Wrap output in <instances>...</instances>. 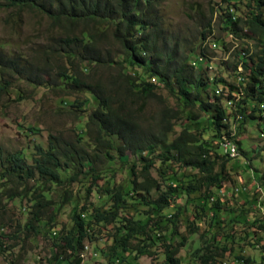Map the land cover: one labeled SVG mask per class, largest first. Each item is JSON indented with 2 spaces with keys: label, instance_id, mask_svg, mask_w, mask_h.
<instances>
[{
  "label": "rangeland",
  "instance_id": "1",
  "mask_svg": "<svg viewBox=\"0 0 264 264\" xmlns=\"http://www.w3.org/2000/svg\"><path fill=\"white\" fill-rule=\"evenodd\" d=\"M230 8L235 16L242 17L235 28L225 24ZM159 10L162 25L173 37H180L181 46L182 42L184 44L182 48H195L189 57L199 60L192 73L204 83L200 87V98L205 102L218 103L228 115L233 113L234 105L227 106V97L233 96V103L238 102L240 97L234 87L242 78L246 79L248 73L240 63L243 61L246 67H252L257 60V51L261 49L257 37L245 25L250 16V3L247 0H162ZM207 24L210 25L209 32ZM202 32L206 33L203 39ZM58 34L59 30L41 12L29 8H8L4 0H0V82L5 84V89L0 90V158L19 155L31 164L37 148L45 149L50 136H56L61 142L75 141L80 133L78 127L83 125L90 109L95 106L92 100L86 105L81 104L88 97L87 93L62 90L54 84L59 83L56 72L69 69V60L52 47ZM105 42L109 43L107 39ZM7 62L11 68L18 66L20 71L5 69ZM84 73L87 82L101 85L112 96L111 108L125 111L126 117L134 123L137 135L156 132L161 118L166 120L172 114L177 117L171 122L173 131L169 139L186 125L196 135L207 132L214 106L205 112L197 105L193 108L185 106L176 95L160 86L155 89V96L128 98L117 68L92 66ZM253 104L255 111L251 114L255 121H235L229 116V130L247 152L249 165L242 157L234 159V163L242 170L250 168L249 171L229 169L231 182L216 192L220 207L226 209L224 218L232 209L231 222L223 223L222 218L210 209L211 205L202 197L201 191H182L171 198L161 213V220L150 205L142 204L138 197L132 200L125 195L127 203L124 207L119 203L117 217L108 223L101 222L94 236L84 240L79 264H111L107 263L113 253L111 235L126 218L149 220L146 228L149 238L145 241L146 237L137 233L130 238V245L141 246L147 242L151 252L137 256L134 249H127L117 253L115 264H162L165 245L178 247L176 256L180 264H201L198 253H205V247L212 250L211 264H264V137L260 138L261 129L258 130V123H264V116H259L257 106ZM193 113H198L200 119L190 124L188 117ZM26 126H30L32 131ZM82 137L90 142L87 150L100 179L94 181L90 174L79 172L76 178L42 186L44 194L53 201L51 209L58 230L70 227V211L74 206L78 209L84 206L89 212L94 206L105 204L107 197L101 191V187L107 185L105 181H108L109 188L114 186L116 190L122 187L125 191L130 186L128 168L133 164L135 171L139 172L143 166V161L128 151L125 152V160L120 158L119 151L115 149L120 144L116 138L114 148H111L93 145L87 133ZM107 153L113 156V160L107 159ZM196 171L182 166L179 160L156 158L149 167V173L158 181L160 188L143 195L153 200L168 188L170 180L177 178L179 183L193 181L199 177ZM36 181L35 175L27 180L4 178L0 182L5 183L0 188L2 192L6 191L4 193L27 191L26 195L14 197L0 193V264H10V260L12 264H67L66 261L56 263L52 260L53 240L45 234V229L40 228L38 234L28 233L26 237L16 232L17 227L22 229L31 217L30 197ZM236 185L250 189L254 195L238 193L231 196V186ZM115 190L111 193L114 194ZM110 207L111 203L101 208ZM165 216H170L171 221ZM156 229L160 230L153 234ZM14 235L18 237L14 238ZM196 249L199 252L196 253ZM244 258L249 259L248 263Z\"/></svg>",
  "mask_w": 264,
  "mask_h": 264
},
{
  "label": "trees",
  "instance_id": "2",
  "mask_svg": "<svg viewBox=\"0 0 264 264\" xmlns=\"http://www.w3.org/2000/svg\"><path fill=\"white\" fill-rule=\"evenodd\" d=\"M161 2L162 0H4L8 8L34 9L50 19L53 27L59 30L57 40L52 47L58 50L63 58L69 60V69L56 72L59 83L54 84L62 90L85 92L88 97L81 104L86 105L90 100L95 104L87 114L86 121L78 127L80 133L77 134L75 141L61 142L56 136H50L49 144L45 149L37 148L31 164L19 155L0 158V182L4 178L27 180L37 176L36 187L31 191L30 197L31 217L22 229L17 227L16 232L18 234L21 232L26 237L29 236L28 233L38 234L40 228L45 229V234L53 240L52 260L56 263L66 261L67 264H79L84 240L94 236L101 222L108 223L117 217L119 203L122 207L127 203L125 195H129L132 200L138 197L142 204L150 205V208L156 212L155 216L161 220L163 217L161 213L169 205L171 198L177 197L182 191H201L202 197L211 205L210 209L222 218L223 223L232 221L230 219V216H233L232 209L227 211L228 215L224 218L226 209L220 207L219 194L216 192L220 191L224 184L231 182L228 170L240 168L234 163V159L242 157L248 164L247 152L242 148L240 141L235 140L234 133L229 130V118L248 122L255 119L251 114L255 111L253 103L257 106L259 116H264V0H247L250 3V16L246 19L245 25L257 37L261 49L257 51V60L252 67H246L243 61L240 63L248 73L246 79L242 78L238 86L234 87L237 96L240 97L238 102L233 103V96L227 97V106L234 105V111L229 115L218 103L205 102L200 98V87L204 83L199 76L192 73L193 69L197 68V59L191 60L192 57H189L195 48L190 46L186 50L183 49L184 44L182 42L181 46L180 37H173L167 32L162 25L159 10ZM232 10L230 8L226 13L225 24L229 23L235 28L242 17L235 16ZM206 30L210 31L209 24ZM205 34V32L201 33L202 39ZM105 39L109 41L108 44ZM100 65L117 68L128 98L136 96L138 99H146L155 96V89L160 86L165 87L170 94L176 95L177 100L185 106L193 108L197 105L196 107L204 112L214 106L215 110L209 115L207 132L200 133L199 136L190 131V126L186 125L169 139L168 136L173 131L171 122L177 117L176 114H172L166 120L161 118L156 132L137 135L134 131V123L126 117L125 111L120 112L117 108L110 107L112 96L101 85L87 82L84 78L85 70ZM10 68L7 62L5 69ZM11 69L20 71L18 66ZM4 89L5 84L0 82V90ZM199 119L200 115L193 113L188 117V122L196 123ZM263 126V122L258 123V130ZM26 128L32 131L30 126ZM85 133L91 136L95 146L114 148V139H118L120 144L115 149L119 151L120 158L125 160V152L128 151L135 158L142 160L143 166L139 172L135 171L133 164L128 168L130 186L125 191L122 187L116 190L114 186L109 188L108 181L104 182L107 185L101 187V191L107 198L101 207L111 203L112 209L94 206L87 212L84 206L81 209L74 206L70 211V227L58 230L54 222L55 214L51 209L53 201L44 194L42 186L49 182L62 183L67 178H76L79 172L84 175L90 174L94 181L100 179L87 150L90 142L82 137ZM224 137L233 140L231 142L236 147L235 155L231 156L228 151H224L221 145ZM106 157L108 160H113L111 154L107 153ZM156 158L164 161L179 160L182 166L197 170L199 177L186 183L182 181L179 183L177 178L170 180L168 188L155 199L150 200L143 194L160 188L158 181L149 173V167ZM228 162H232L230 167H227ZM249 169L241 170L249 171ZM262 177L264 178V175ZM4 184L0 183V188ZM257 186L262 191L261 186ZM231 188L229 194L234 197L238 193L239 195L252 193L250 189L238 185ZM111 190H115L114 194ZM4 192L6 191L0 190L1 194L8 193L9 197L27 194L26 190ZM170 216L164 218L171 221ZM148 226L149 220L126 218L120 222L111 235L113 253L107 263L115 264L117 253L127 249H134L137 256L150 254L151 251L148 249L150 244L147 242L141 246L130 245V238L137 233L146 237L145 241L149 238L146 232ZM157 230L160 229L153 230V234H156ZM13 237L16 238L18 235ZM1 248L0 240V250ZM204 249L205 253H198L199 262L211 264L212 250L207 247ZM177 252V246L165 245L162 264H180V259L176 256ZM197 252L199 250L196 249ZM244 260L246 263L249 261L247 258ZM10 264H12L11 260Z\"/></svg>",
  "mask_w": 264,
  "mask_h": 264
},
{
  "label": "bare ground",
  "instance_id": "3",
  "mask_svg": "<svg viewBox=\"0 0 264 264\" xmlns=\"http://www.w3.org/2000/svg\"><path fill=\"white\" fill-rule=\"evenodd\" d=\"M197 59V58H196ZM199 61V60H198ZM196 62H197V60H196ZM207 65V64H206ZM217 92V91H216ZM230 104V103H229ZM231 135V134H230ZM259 136L260 137H264V126L261 128V130H260V133H259ZM233 139V138H232ZM231 141H233V140H231ZM230 140H226V147H233V143L231 142ZM235 143V142H234ZM222 147H223V149H224V141L222 142ZM237 146V145H236ZM222 149V148H221ZM235 191V190H234Z\"/></svg>",
  "mask_w": 264,
  "mask_h": 264
},
{
  "label": "built area",
  "instance_id": "4",
  "mask_svg": "<svg viewBox=\"0 0 264 264\" xmlns=\"http://www.w3.org/2000/svg\"><path fill=\"white\" fill-rule=\"evenodd\" d=\"M223 140H224V151H228L231 156L235 155L236 154L235 145L233 144V147H226V140L228 139L224 137Z\"/></svg>",
  "mask_w": 264,
  "mask_h": 264
}]
</instances>
